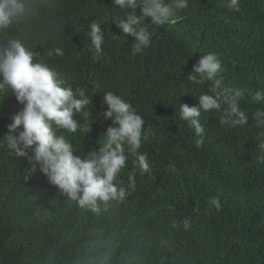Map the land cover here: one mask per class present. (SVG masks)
<instances>
[{
    "label": "trees",
    "instance_id": "trees-1",
    "mask_svg": "<svg viewBox=\"0 0 264 264\" xmlns=\"http://www.w3.org/2000/svg\"><path fill=\"white\" fill-rule=\"evenodd\" d=\"M195 2L177 25L163 29L147 18L151 44L135 56L134 37L114 22L124 12L112 0H25L26 14L0 30V54L19 40L65 86L83 87L93 98L89 116L75 117L78 132L64 133L75 154L98 150L113 126L98 115L112 91L152 128L140 151L154 177L137 170L131 188L130 157L118 178L126 198L101 203L99 214L80 208L45 174H30L29 161L7 146L3 137L23 105L13 92H0V264H264V128L251 116L248 125L221 126L212 111L202 113L201 138L179 118L180 104L198 106L209 91V84L188 80L208 52L220 55L224 83L244 90L243 106L255 110L251 96L264 88V0H240L238 12L227 0ZM94 21L105 33L99 60L87 36ZM212 196H219L221 210L210 207ZM185 218L189 228L173 227Z\"/></svg>",
    "mask_w": 264,
    "mask_h": 264
},
{
    "label": "clouds",
    "instance_id": "clouds-1",
    "mask_svg": "<svg viewBox=\"0 0 264 264\" xmlns=\"http://www.w3.org/2000/svg\"><path fill=\"white\" fill-rule=\"evenodd\" d=\"M112 3L124 12L114 22L123 34L134 37L131 46L134 56L142 54L151 44L152 33L144 26L147 18H151L152 25L165 29L180 23L196 7L195 0H112ZM226 6L238 12L240 0H227ZM26 12L25 0H0V30L7 29ZM87 36L93 59H102L105 33L101 23L92 22ZM48 55L52 56L53 52L49 51ZM55 55L61 56L63 51L56 48ZM225 71L220 55L208 52L188 76L192 84L210 85L208 92L199 95L198 106L186 103L179 106V118L201 138L205 134L202 113L212 111L219 113L221 126L242 127L249 124L251 116L256 126L264 128V88L251 96L250 102L256 107L249 113L243 106L244 90L226 85L222 75ZM0 77V92H13L23 105L11 117L12 123L3 137L7 146L29 161L30 174L37 171L45 174L50 184L76 201L80 208L99 214L101 203L106 205L126 198L127 189L118 183V178L130 157L134 168L128 175L131 188L136 186L137 170L141 176L154 178L148 154L140 151L142 143L152 135V128H145L144 117L122 95L105 92L104 102L108 107L98 115L111 119L113 126L107 128L99 149L82 157L75 154L76 148L64 133L76 134L80 128L77 114L85 117L90 114L86 109L93 106V98L85 88L65 86L56 69L38 60L37 54L19 40L9 41L7 50L0 54ZM202 142L198 140L197 144ZM260 147L264 148V141ZM208 203L216 211L221 210L219 196L210 197ZM181 224L185 229L190 227L187 218L174 222L173 227Z\"/></svg>",
    "mask_w": 264,
    "mask_h": 264
}]
</instances>
